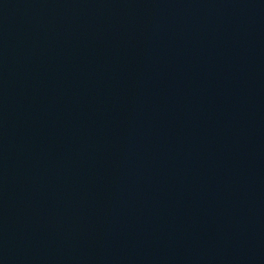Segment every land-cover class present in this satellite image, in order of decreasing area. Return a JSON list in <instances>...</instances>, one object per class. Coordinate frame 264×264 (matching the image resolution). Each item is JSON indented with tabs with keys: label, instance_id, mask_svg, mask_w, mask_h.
<instances>
[{
	"label": "water",
	"instance_id": "obj_1",
	"mask_svg": "<svg viewBox=\"0 0 264 264\" xmlns=\"http://www.w3.org/2000/svg\"><path fill=\"white\" fill-rule=\"evenodd\" d=\"M0 264H264V0H0Z\"/></svg>",
	"mask_w": 264,
	"mask_h": 264
}]
</instances>
